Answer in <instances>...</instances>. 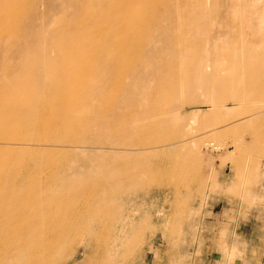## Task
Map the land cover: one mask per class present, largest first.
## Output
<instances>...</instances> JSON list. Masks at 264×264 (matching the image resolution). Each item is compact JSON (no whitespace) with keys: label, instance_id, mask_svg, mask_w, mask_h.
I'll return each instance as SVG.
<instances>
[{"label":"rangeland","instance_id":"rangeland-1","mask_svg":"<svg viewBox=\"0 0 264 264\" xmlns=\"http://www.w3.org/2000/svg\"><path fill=\"white\" fill-rule=\"evenodd\" d=\"M0 264H264V0H0Z\"/></svg>","mask_w":264,"mask_h":264},{"label":"bare ground","instance_id":"bare-ground-1","mask_svg":"<svg viewBox=\"0 0 264 264\" xmlns=\"http://www.w3.org/2000/svg\"><path fill=\"white\" fill-rule=\"evenodd\" d=\"M126 43L122 42L121 44H119V46H125ZM96 58V56H92V58L89 59L90 60H94ZM99 58V57H98ZM99 61L102 63V65L106 68V71L104 73L105 74V78H104V83H103V86H105V88H108V86H110V83L108 80H105L106 79V76L108 78H110L113 70H114V67H115V64L114 62L109 59L108 57H103V58H99ZM126 65H124L125 67ZM128 66V65H127ZM121 103H124V101H121Z\"/></svg>","mask_w":264,"mask_h":264}]
</instances>
